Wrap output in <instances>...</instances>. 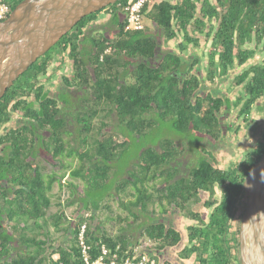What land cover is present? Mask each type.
Here are the masks:
<instances>
[{
	"label": "trees",
	"instance_id": "trees-1",
	"mask_svg": "<svg viewBox=\"0 0 264 264\" xmlns=\"http://www.w3.org/2000/svg\"><path fill=\"white\" fill-rule=\"evenodd\" d=\"M20 1L22 0H0V3H6L11 11ZM132 1L118 0L108 5L114 10L112 18L116 27L114 36L101 35L81 39L84 25L94 18L98 11L83 17L47 52L38 57L0 98L2 122L9 117L7 112L9 105L15 100L17 105L26 102L17 101L19 96L28 97L31 92L36 93V96L42 99L43 123L50 122L53 130H57L62 126V120L56 117L57 111L50 116L46 115L47 105L56 102L45 98L43 85L38 86L37 83L38 77L46 74V69L56 53L67 54L65 57L73 60L72 71L77 81L76 85L84 92L80 102L90 106L89 110L84 111L83 122L78 121L84 131V150H80L81 153L77 155L79 151L75 143L66 150L63 140L57 139L54 140L50 159L52 164H55V161L60 160L59 156L78 158L77 165L70 169L68 185L60 184V192L66 187L71 193H78L80 185L76 184L75 180L80 178L86 183V190L99 196L93 203L90 215H84L83 212L88 210L81 203L78 205L81 211L79 219L74 222L68 221L61 206L60 192L54 203L57 204V209L49 212L53 204L49 190L58 180L55 173L47 178L39 170L35 172L34 177L20 175L18 177L21 181L20 187L15 192L13 205L4 208L9 221L20 222V232L17 226H13L10 232L0 234L2 248L0 264H85L77 238L83 224H86L85 242L90 246V262L98 257L101 245H105L109 250L107 259L116 254L117 261L138 260L140 255L144 254L141 251H134L137 243L122 233L128 227L121 226L117 234H111L100 225L94 224V212L100 208L99 204L106 194L113 189L118 193L120 208L127 213L125 217L116 215L115 220L118 223L125 222L126 225L135 223L148 203L153 206L157 202V183L150 191L147 190L145 183L162 176L157 171L159 166L176 153L171 135L189 134L195 137L209 128L216 132L219 111L225 104L223 99L209 94L202 98L198 94L200 88L198 78L189 72L190 67L182 61L176 50L161 49L162 41L169 44L179 35H183L178 44L179 50L185 49L187 43L193 40L197 43V39H193L190 32L194 26H201L196 28L202 30L205 24V21L202 22L197 17L199 10L200 15L207 19L208 23L213 19L217 27L214 30L215 44L220 52L219 63L214 59L216 67H222L224 70L231 64V59L235 55H240V65H243L253 52L243 50L241 47L248 45L252 39L258 44L262 43L264 47V0H161L152 3L151 6L147 2L142 13L151 21L152 26L144 25L141 30H125L126 17L121 6ZM198 5H201V8H198ZM236 40L240 42V49L234 42ZM85 44L87 48L84 50ZM82 56H87L89 61L85 69L80 68ZM214 62L210 63L211 67H214ZM212 76L213 71L208 73L209 78ZM245 78L248 80L243 86L245 100L241 113L246 116L252 105L264 97V60L262 64L246 69L240 81ZM65 80L69 82V79ZM206 100L207 107L204 106ZM101 103L107 104L104 108L107 116L111 110L115 111L117 126L121 128L125 139L117 141L112 137L106 138L105 134L101 136L104 117L101 118L99 128L92 132L90 139H87V132L91 131V122L97 117V104ZM163 123L169 124L170 129L165 128L167 125ZM153 127H159L161 133L163 129L171 132L169 135L165 133L159 143L163 153H158L151 147L140 146L137 153L134 151L137 160L129 168L128 177L121 178V182L114 186L110 185L113 163L125 155L129 139L153 133ZM263 154L264 141L260 144L257 156L248 159L245 176ZM3 175L7 177L6 173ZM170 177L172 175L165 179ZM212 178L215 179L216 175L212 174ZM172 195L173 192L170 191V197ZM73 201L68 200L67 205ZM104 206L111 213V207ZM29 220H34L37 229L31 236L26 232ZM64 221L68 223L65 224ZM50 224L55 230H62L65 235L72 234V243L55 245V239H51L48 234ZM217 226L219 225L214 224L208 264H228L229 255L216 238ZM157 232L154 226L148 235L154 238Z\"/></svg>",
	"mask_w": 264,
	"mask_h": 264
},
{
	"label": "flooded vegetation",
	"instance_id": "flooded-vegetation-1",
	"mask_svg": "<svg viewBox=\"0 0 264 264\" xmlns=\"http://www.w3.org/2000/svg\"><path fill=\"white\" fill-rule=\"evenodd\" d=\"M198 6L201 8V5ZM113 12L114 10L109 6L98 10L94 18L84 25L81 39L91 36H107L113 29L115 35ZM197 12V17L202 22L205 21L202 30L196 28L201 26H194L190 32L191 37L197 39V43L193 40L187 43L185 49L179 50V41L183 39V35H179L176 38V44L169 49L176 50L182 61L190 67L189 72L198 78L200 83L198 94L202 98L209 94L224 100L225 104L218 115L217 130L212 132L209 128L195 137L189 134L171 135L175 149H178L176 147L182 143L186 145L191 140H195L196 145H199V151L176 150L175 154L159 166L157 171L162 176L145 183L148 191L152 190L153 185L157 183L156 204L152 206L148 203L140 213L137 220L139 224L137 226L135 224L137 222L130 225L125 224L128 228L122 233L134 239L136 243L141 237L146 236L148 245L141 244L139 251L148 258H154L158 263L162 261L161 264H208L211 256L213 228L214 224H218L216 238L223 244L222 247L229 255L228 264H241L239 228L246 204L245 165L248 159L257 156L260 144L264 141V97L252 105L246 116L242 114L241 109L245 100L243 86L249 77L242 81L240 77L249 67L263 63L264 47L262 43L258 44L252 39L248 45L241 47L243 50L248 49L253 52L243 65H240V55H235L231 59V64L227 65L224 70L222 67H216V63H219L220 52L215 44L214 30L217 27L213 19L208 23L207 19L200 15V11L197 10ZM238 41L234 42L240 49ZM161 44V49L165 50L167 42L162 41ZM86 48L85 44L84 50ZM57 54V59L52 60L46 69V74L38 77L37 84L38 86L43 85L45 98L56 102L47 105L46 115L50 116L56 110V117L62 120V126L53 130L50 122L43 123L42 99L33 92L28 97L19 96L17 101H26L25 103L17 105L15 100L9 105L8 119L0 122V234L10 232L13 226H17L20 232V222L9 221L4 211V208L9 207L10 204L13 205V200L16 198L15 192L20 187L21 181L18 178L20 175L34 177L35 172L39 170L47 178L55 173L58 178L55 182L58 188L60 184L68 185L70 169L75 167L77 162L71 165L68 160H74L73 157L59 156L60 160L52 164L50 156L54 140L62 139L66 150L75 143L79 151L77 155L81 153L80 150H84V131L82 124L78 121L83 122L84 111L89 110L90 106L80 102V97L84 92L80 91L76 85L77 81L72 71L73 60L65 57L67 64L62 70L58 68V65L63 56L60 54L63 53L55 55ZM82 59L80 68L85 69L89 61L87 56H82ZM211 62L215 63L214 67L210 66ZM211 71H213V76L209 78L208 73ZM66 78L69 82L65 80ZM66 101L70 102L66 103ZM207 102V100L204 101L205 107L208 106ZM105 106L107 107V104H97V117L91 122V131L87 132V139H90L92 132L99 128L102 117H104L102 119L104 127L100 131L101 136L105 134L106 138L112 137L117 141H119L118 138L125 139L122 130L115 129L117 126L115 111L111 110L107 116ZM162 133L160 141L165 133L170 134L164 129ZM180 136L184 137L182 141ZM160 141L158 140V144L157 142L147 144L145 147H151L158 153H163L159 145ZM129 168L131 164L123 169V176L128 177ZM4 173L7 177L3 175ZM212 174L216 175L215 179L212 178ZM15 175L16 177L13 178ZM168 175L172 177L165 179ZM76 181L84 183L80 178ZM170 191L173 192L171 197ZM49 193L52 198L53 188L49 190ZM81 193V189L75 194L69 191L65 203L61 202L64 211L67 207H74L71 216H67L68 221L74 222L81 216L78 207L82 203ZM72 199L75 202L67 205L68 200ZM68 221H64L65 224ZM94 224L97 225L95 221ZM154 226L158 232L157 236L152 238L148 234ZM36 231L34 220H29L26 232L31 236ZM48 234L51 239H55V245L72 243V234L65 235L62 230H55L51 224L48 226ZM53 257L56 258V255Z\"/></svg>",
	"mask_w": 264,
	"mask_h": 264
},
{
	"label": "water",
	"instance_id": "water-1",
	"mask_svg": "<svg viewBox=\"0 0 264 264\" xmlns=\"http://www.w3.org/2000/svg\"><path fill=\"white\" fill-rule=\"evenodd\" d=\"M116 1H20L0 20V98L78 21ZM159 1L148 0V5ZM244 188L246 204L239 228L240 262L264 264V154L247 173Z\"/></svg>",
	"mask_w": 264,
	"mask_h": 264
},
{
	"label": "rangeland",
	"instance_id": "rangeland-1",
	"mask_svg": "<svg viewBox=\"0 0 264 264\" xmlns=\"http://www.w3.org/2000/svg\"><path fill=\"white\" fill-rule=\"evenodd\" d=\"M142 23L147 27L152 26L151 21L149 19H147V17L144 15L142 17ZM113 32H114V29L112 31H109L108 35L113 36L114 35ZM176 41H177V39L173 40L172 42H170L171 44L170 43L168 44V42L166 41L167 44L165 45V49H169V47H173V45L176 44ZM166 46L168 48H166ZM60 55L61 56L63 55V56L60 59V63L58 65V68L63 70V69H65V66L67 64V59L65 58V54H60ZM57 56H58V54L55 55L53 59H57ZM128 79H129V77H127V80ZM130 80H132V79L130 78ZM79 90L81 91V89H79ZM163 125H167L164 127L169 128V124L163 123ZM115 129L120 131L121 128L119 129L118 126H115ZM153 130L155 132L154 134L151 133V134L146 135V136L142 135V136H140V138H136V137L133 138L132 137L129 139V143L127 146L128 149H127L125 155L122 157H119L113 163V167H112L113 169L111 170V174H110V178H109V184L110 185L114 186L115 184L120 183L121 178L125 177V175L124 176L122 175L123 169H125V167L127 165H130V164L132 165L133 163H136L137 159H135V157H136L135 155L138 151V148H140V146H145L147 144H154L156 142L158 144V140L160 141V138L163 135V133H161L159 127H153ZM167 133H171V132H167ZM179 138L182 141V138H184V137L180 136ZM118 139H119V141L121 140L120 138H118ZM191 142H188L189 145L188 144L185 145L184 143H182L181 145L176 147V148H178L176 150L180 151V149H182V150H188V151H191V150H198L199 151V145H196L195 140H191ZM134 151L136 153H134ZM76 160L77 159L75 158L74 160L70 159L68 161L71 165H73V164H75V162H77ZM76 182L80 185V189L82 191L80 201L82 202L83 207L85 205V207L88 210V211H85L83 213H84V215H90V212L92 213L93 203L96 201V199H98L99 196L93 195L91 192L86 190L87 189L86 183L82 184V182H80V181H76ZM59 192H60V189L58 188L57 183H54L53 194H52L53 204L51 205L49 212H54L57 209V204H54V203L57 201V195L59 194ZM68 193H69V190L67 188H65V187L62 188V190L60 192V198L62 200L61 202L65 203V198H66ZM116 196H117V198H115ZM118 199H119L118 193L115 192L113 189H111L110 193L106 194V196L104 197V200L99 204L100 208L94 212L95 223H97V225H100L105 231H107L111 234H117L120 231L119 227L125 226V222H121V223L119 222L118 223L117 220H115L116 215H120L121 217H125V215H127L126 211L120 208ZM104 205H108L109 207H111V213L109 211H107V209L104 208L105 207ZM73 208L72 207L66 208V211H65L66 216H68V217L71 216V214L73 212ZM139 217H140V215L136 218V220H135L136 222H137ZM135 224L137 226L139 223L137 222ZM53 234L57 235V233H53ZM139 238L140 237H138V239ZM141 244L148 245V239L146 236H143V237H141L140 240H138V243H137L138 246L134 247V251L137 249L136 252L137 251L139 252V249L141 248Z\"/></svg>",
	"mask_w": 264,
	"mask_h": 264
},
{
	"label": "built area",
	"instance_id": "built-area-1",
	"mask_svg": "<svg viewBox=\"0 0 264 264\" xmlns=\"http://www.w3.org/2000/svg\"><path fill=\"white\" fill-rule=\"evenodd\" d=\"M147 2L148 0H133L130 3L121 6V10L126 17V23L124 27L125 30H141L144 28V24L142 23V10ZM9 12L10 10L8 5L6 3H0V19H4L9 14ZM85 228L86 224H83L77 237L78 244L80 246L81 257L83 258L85 264H161L158 263L154 258H148L145 255H140L138 260L125 259L124 261H117L116 254H113L110 259H107L109 250L105 245H101L98 257L93 262H90V246L85 242Z\"/></svg>",
	"mask_w": 264,
	"mask_h": 264
},
{
	"label": "clouds",
	"instance_id": "clouds-1",
	"mask_svg": "<svg viewBox=\"0 0 264 264\" xmlns=\"http://www.w3.org/2000/svg\"><path fill=\"white\" fill-rule=\"evenodd\" d=\"M10 13V12H9ZM8 16V15H7ZM6 18V17H5Z\"/></svg>",
	"mask_w": 264,
	"mask_h": 264
}]
</instances>
